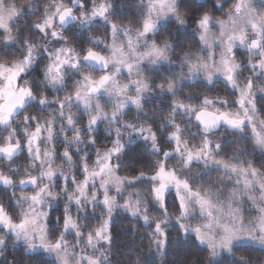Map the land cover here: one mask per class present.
I'll use <instances>...</instances> for the list:
<instances>
[{"label":"clouds","instance_id":"obj_1","mask_svg":"<svg viewBox=\"0 0 264 264\" xmlns=\"http://www.w3.org/2000/svg\"><path fill=\"white\" fill-rule=\"evenodd\" d=\"M262 141L264 0H0V264H264Z\"/></svg>","mask_w":264,"mask_h":264},{"label":"snow or ice","instance_id":"obj_2","mask_svg":"<svg viewBox=\"0 0 264 264\" xmlns=\"http://www.w3.org/2000/svg\"><path fill=\"white\" fill-rule=\"evenodd\" d=\"M160 2L162 3V0H160ZM101 12H102V9H101ZM149 27H150V23L146 22L145 29L147 30ZM255 44H256V41H253L252 46H255ZM116 51L119 52V49H117ZM153 51L155 52V50H153ZM156 54H159V53L157 52ZM121 55H123V54L121 53ZM88 56L92 57L94 59H99V60L104 59V57L99 56L98 54L93 53L91 51L88 53ZM113 58H115V57H113ZM225 68L227 71H231V69L227 68V62L226 61H225ZM49 71L56 73L57 76L59 74L58 66L50 67ZM55 78H56V76L53 77V79H55ZM86 79L89 82L88 83V90L93 91L94 90V88L92 86L93 81L91 80L90 77H86ZM107 79L108 78L104 77V76L100 77L99 80L95 81V86L102 85L103 82ZM229 79H231L230 76H229ZM247 95H248L247 90H244L241 92V96H240V103L241 104H243L244 99L247 97ZM11 96H12V92L9 90L6 93L5 99L7 100ZM249 103H250V101H249ZM197 118L200 119L202 123H204L205 125H208V126L214 125L218 120H221V119H223L224 121H226L229 124L239 126L243 120V117H240L239 115H237L235 113L220 112L219 114H217L215 112H209L207 110H201L200 112H198ZM257 139H258V141H261V137L259 135L257 136ZM262 142H264V141H262ZM12 147H13L12 145H4V146L0 147V151L11 152ZM106 167H107L106 164L102 165L101 170H103ZM157 176L160 179V188L157 190L158 193L163 190V188L165 187L166 184H170V183H175L177 188L183 187L185 190H187V188H188L187 184L183 183L182 181L177 180L176 177L171 172H166L163 169V167H161L160 171L157 173ZM198 203L200 204V206L202 208L207 209L209 201L207 199H204V198H199ZM181 208H184L183 201L181 202ZM196 231H197V234L201 236V238H203L205 235H207V234L201 233L199 228H197ZM97 234L99 235V230H98ZM209 239H210V237H209Z\"/></svg>","mask_w":264,"mask_h":264}]
</instances>
